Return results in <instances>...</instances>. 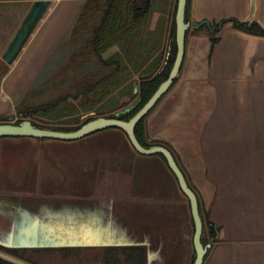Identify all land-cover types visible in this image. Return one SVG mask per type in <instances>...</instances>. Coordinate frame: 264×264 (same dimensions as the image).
<instances>
[{"label": "crops", "instance_id": "obj_1", "mask_svg": "<svg viewBox=\"0 0 264 264\" xmlns=\"http://www.w3.org/2000/svg\"><path fill=\"white\" fill-rule=\"evenodd\" d=\"M34 2L0 0V63ZM83 2H53L16 63L0 76V116L16 115L46 69L69 63L71 33ZM189 13L192 26L221 23L219 41L212 47L201 36L186 44L179 76L183 82L162 107L166 116L158 128L160 140L178 155L189 185L219 228L205 264H264V36L239 31L229 21L257 23L264 29V0H190ZM23 144L39 147L37 140L1 141L0 161L10 162L9 150ZM126 145L121 139L112 148L157 178L162 163L138 156ZM179 203L193 257L190 206Z\"/></svg>", "mask_w": 264, "mask_h": 264}, {"label": "water", "instance_id": "obj_2", "mask_svg": "<svg viewBox=\"0 0 264 264\" xmlns=\"http://www.w3.org/2000/svg\"><path fill=\"white\" fill-rule=\"evenodd\" d=\"M54 1L35 0L32 4L3 54L0 76L16 63ZM189 9L190 0H177L173 67L167 80L129 121L100 117L73 131L41 128L28 119L18 124L0 123V143L23 141L20 139L39 142V147L23 144L9 150L11 156H22L16 164L0 161V246L83 251L141 248L146 264H203L211 245L204 247L201 241L203 221L196 193L169 149L145 148L135 133L137 125L179 79L192 27L187 21ZM204 24L212 26L211 22L193 26L198 29ZM121 139L127 140L132 152L152 157L166 169L159 167L154 178L147 169L136 167L127 153L112 148ZM47 141L56 143L47 145ZM171 176L178 188L171 183ZM177 189L190 206L195 226L194 258L184 236L185 219Z\"/></svg>", "mask_w": 264, "mask_h": 264}, {"label": "trees", "instance_id": "obj_3", "mask_svg": "<svg viewBox=\"0 0 264 264\" xmlns=\"http://www.w3.org/2000/svg\"><path fill=\"white\" fill-rule=\"evenodd\" d=\"M156 1L118 0V3H116L115 0H87L71 33L73 44H78V46L71 55L68 64L71 66L72 72L76 71L77 77L83 78L84 84H86V79L90 81L85 88L81 90L79 88L75 94L61 95L46 106L33 107L23 102L18 108L19 120L15 123L18 124L24 119L31 120L29 117L37 114L51 117L52 112H55L56 115L54 116L59 117L78 113V106L70 103L69 99L74 98L76 100L79 96H83L84 100L81 106L84 107L89 103L92 105L103 103L106 105V110L98 108L95 115L84 122L81 121L82 117L72 118L66 122L56 123V125L34 123L32 120L31 122L41 128L73 131L100 117L118 118L124 121H129L134 117L150 100L159 86L167 80L177 52L175 41L177 0L170 19V29L165 40L166 44H163L162 22L155 29L151 28L152 13ZM187 21L191 22L190 13L187 15ZM229 21H232L235 28L243 32L264 36V29L257 23ZM220 26L221 23L213 24L210 27L204 24L200 28L208 27L207 29L212 34H216L220 30ZM191 28L194 29V26ZM215 41L217 42V40ZM113 47H118L119 51L104 59L103 55ZM168 54L170 55L168 56ZM177 80H175L173 86ZM136 87L139 89L138 93H135ZM91 96H94L95 100H91ZM120 96L130 97V100L122 105V110L121 107L120 109L114 108ZM147 116L137 125L135 130L139 142L145 148L152 146L166 147L162 142L151 143L147 141L145 126ZM11 120L10 117H0V123ZM166 148L169 149L168 146ZM160 156L165 160L164 156ZM206 218L209 231L204 228L202 242L204 245H212L217 241L219 229L209 215ZM207 232L209 236H207ZM0 251L23 258L25 253L40 250L7 249L0 246ZM89 251L107 254L109 258L106 264H146V253L141 248H107L102 251ZM123 253L126 259L120 261L116 255L120 256ZM0 264L13 263L0 258Z\"/></svg>", "mask_w": 264, "mask_h": 264}, {"label": "rangeland", "instance_id": "obj_4", "mask_svg": "<svg viewBox=\"0 0 264 264\" xmlns=\"http://www.w3.org/2000/svg\"><path fill=\"white\" fill-rule=\"evenodd\" d=\"M157 1L159 4L155 5V7L153 8L151 28L155 29L157 26H159V23L162 22L163 24L162 36L164 38L163 44H166V41H165L166 35L169 33L170 19L173 14V9L175 7L176 0H157ZM190 20H191V23L194 22L192 17L190 18ZM204 27L199 28V29L191 28L188 34V37H187V39H189L187 43L191 44L194 38L202 36V38H200L202 41L205 40L209 42L212 45V47L216 45V43L219 41V37H217V33L212 34L207 28H204ZM237 30L239 29L237 28ZM215 40H217V42ZM77 46L78 44L77 45L73 44V47H71V50L69 52L70 58H71V55L74 53V50L76 49ZM117 51H118L117 48H113L108 53L104 54V58L110 57L111 55L115 54ZM61 65L62 66L64 65V66L62 68L56 67V68L46 69L44 75L39 79V81H37L35 85L31 87L29 91L30 93L27 94V97L24 100V102H26L28 106H33V107L41 106V105L46 106L49 102L57 99L61 95H65L67 93L75 94L77 90H79V88L81 90L82 88L86 87L87 83L90 81L89 79L88 80L86 79L85 81L86 84H84L82 80L83 78L77 77L76 71L74 70V72H72V68L71 66H69L67 62H62ZM182 82H183L182 80L178 79L175 85L166 93V95L159 102V104L147 116L146 121H145V126H146V133H147L146 138L148 142L153 143V142L158 141V142L166 143L160 140L163 137L159 134V130H158L160 123H162V121L164 120L166 116V112L162 109V107L164 108L165 103L168 100H172V94L173 95L176 94ZM91 98H90L91 100L93 99L95 100L94 96H91ZM82 100H83V96H79V98L76 100L74 98L69 99L70 103H73L78 106V109H79L78 113H71L69 115L55 117L54 116L56 115L55 112H52L51 117H45L43 114L42 115L37 114V115L29 117V119H31L34 123L39 122L42 124L56 125V123L58 124V123L66 122L67 120H71L72 118L82 117L81 121L84 122L88 118L94 116L98 108H101V110L102 109L106 110V107H105L106 105H104L103 103H98L97 105H92L89 103L83 107L81 106V104L84 102V100L83 101ZM129 100H130L129 96L118 97V101L115 104L114 108L120 109L121 107V110H122V105L125 102H128ZM18 110L19 109H17L16 114L18 113ZM0 117L7 118V116H0ZM20 140L24 141L25 139H20ZM164 140H167V139L164 138ZM126 143H127V140H126ZM126 146H127L126 147L127 150L132 151V148L130 147L128 143ZM15 151L19 152L21 150H15ZM24 151L26 152L27 150H24ZM69 151H71V149H69ZM174 154L178 157V155L175 152ZM7 157L11 158L12 160L11 159L10 160L16 164L18 161H20V158L22 156H19V153H17V154H13L12 157H10L9 155ZM162 166L166 169L165 165H162ZM178 194H179V201L183 202L184 205H187L186 198L179 191H178ZM96 255H97L96 251H90L86 257L88 260H89V256L95 259ZM194 257L195 255H193V258ZM91 260L92 259H90V261ZM43 263L44 264H89L87 260L84 262H81V261H78V259H73V260L64 259L61 257L60 254H54L52 255V257L44 258Z\"/></svg>", "mask_w": 264, "mask_h": 264}, {"label": "flooded vegetation", "instance_id": "obj_5", "mask_svg": "<svg viewBox=\"0 0 264 264\" xmlns=\"http://www.w3.org/2000/svg\"><path fill=\"white\" fill-rule=\"evenodd\" d=\"M115 2L118 3V0H115ZM113 48H117L118 49V47H113ZM112 49H110V50H112ZM109 51H107L106 53H108ZM118 51H119V49H118ZM103 57H104V55H103ZM104 59H107V58H104ZM136 89L139 91L138 87H136L135 90ZM138 91L135 92V93H138ZM10 118H12V120L9 121V122H14L15 123V122H17L19 120V114L17 113L15 116H12ZM164 144L166 145V147L167 146L169 147V150L171 152L174 153V151L171 149V147L168 144H166V143H164ZM176 160L179 163V160H178V157L177 156H176ZM191 188H192V186H191ZM193 191L196 193L197 198H198L200 215H202L201 218H202V221H203V231H204V228H206L207 231H209V227L207 225V218H206L208 214H206V212L204 211V209L202 207V203H201V199H200L199 195L197 194V192L194 189H193ZM193 224H194V222H193ZM207 236H209V233L208 232H207ZM202 238H203V235H202ZM201 241H202V239H201ZM216 243H217V241L214 242L211 245V247L208 249V252H207V254H206L205 258H204L203 264L206 263L208 257L210 256V253L212 251V248L215 246ZM202 244H203V242H202ZM203 246L204 247H207L208 245H204L203 244ZM64 250L63 251L62 250L30 251L28 253H25V256L23 258L22 257H19L18 255L16 256V255H13V254H9V253L0 251V258H3V259H5V260H7V261H9V262H11L13 264H44L43 263L44 258L52 257V255H54V254H60L62 258L69 259V260L70 259H72V260L73 259H78V261H81V262H84V261L87 260V262H89V264H106L108 262L107 259L109 258V256L107 254H105V253H103V252H97V255H96L95 259L89 256V260H88L86 256L89 254L90 251H83V250L79 251V250H76V249H66L65 251ZM194 255L196 256L195 248H194ZM116 257L120 261L126 259V256L124 255V253L121 254L120 256L119 255H116ZM90 259H92V260L90 261Z\"/></svg>", "mask_w": 264, "mask_h": 264}, {"label": "bare ground", "instance_id": "obj_6", "mask_svg": "<svg viewBox=\"0 0 264 264\" xmlns=\"http://www.w3.org/2000/svg\"><path fill=\"white\" fill-rule=\"evenodd\" d=\"M13 243H16V242H13ZM18 243H20V242H18Z\"/></svg>", "mask_w": 264, "mask_h": 264}]
</instances>
